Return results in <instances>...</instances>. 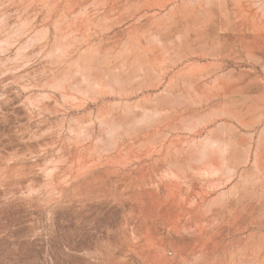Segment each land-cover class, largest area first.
<instances>
[{
    "label": "rangeland",
    "instance_id": "rangeland-1",
    "mask_svg": "<svg viewBox=\"0 0 264 264\" xmlns=\"http://www.w3.org/2000/svg\"><path fill=\"white\" fill-rule=\"evenodd\" d=\"M0 264H264V0H0Z\"/></svg>",
    "mask_w": 264,
    "mask_h": 264
}]
</instances>
